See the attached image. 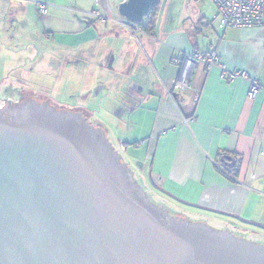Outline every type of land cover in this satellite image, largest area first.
I'll list each match as a JSON object with an SVG mask.
<instances>
[{"label": "crops", "instance_id": "0c3cea01", "mask_svg": "<svg viewBox=\"0 0 264 264\" xmlns=\"http://www.w3.org/2000/svg\"><path fill=\"white\" fill-rule=\"evenodd\" d=\"M43 1L48 3L47 16L32 9L39 17L40 23H34L40 32L29 36L41 40L45 35L65 51L98 52L105 63L98 82L105 91H114L107 95L121 102L127 113L124 118L146 131L132 138L139 139L132 143L135 149L144 152L130 154L135 161L142 158L135 167L143 181L156 189L151 196L173 210L177 208L163 201L162 195L181 203L177 212L188 220L214 227L212 221L218 229L264 243V28L219 29L211 12L181 29L170 28L167 35H157L156 18L150 32L124 21L118 6L126 0H98V12L117 7L115 19L106 22L95 21L91 11L78 20L75 1ZM26 2L0 0V24L26 27L22 21ZM117 39L121 44L114 52ZM201 52L215 53L225 70L244 71L248 79L230 82L218 66L199 65L187 86L175 87L184 56ZM251 80L260 85L253 99L248 97ZM118 143L119 150L126 152L125 143ZM223 158L229 161L234 181L217 169Z\"/></svg>", "mask_w": 264, "mask_h": 264}, {"label": "water", "instance_id": "95a60500", "mask_svg": "<svg viewBox=\"0 0 264 264\" xmlns=\"http://www.w3.org/2000/svg\"><path fill=\"white\" fill-rule=\"evenodd\" d=\"M158 1L118 13L139 24ZM0 264H264V243L148 196L102 121L25 94L0 108Z\"/></svg>", "mask_w": 264, "mask_h": 264}, {"label": "rangeland", "instance_id": "374dc122", "mask_svg": "<svg viewBox=\"0 0 264 264\" xmlns=\"http://www.w3.org/2000/svg\"><path fill=\"white\" fill-rule=\"evenodd\" d=\"M67 1H75L78 20L80 16H86L90 11L95 13L91 15L92 18H95V21L106 22L111 18L115 19L114 15H116L117 8L115 6L111 8V12H98V0ZM39 4L47 5L48 3L43 0H27L25 5L27 6V13L22 20L26 27L23 29L20 24L16 25V22H2L0 24V77L2 75L0 79V108L5 103L9 106L17 105L25 94L49 99L70 108H82L90 114L93 120L102 121L107 126L108 133L118 153L131 165L134 173L141 180L142 186L146 189L147 195L151 196L154 187L151 183L148 184L147 181H143L137 169L138 164H142L140 162L142 158L135 161L137 159L130 154L131 151L135 153L138 151L144 152V148H139L138 151L135 149L132 143L134 140L139 139L132 138L141 137L146 131L142 129L141 125V129L137 130L129 118H124L127 113L122 111L121 102L111 100L110 96L107 95L108 93L112 94L114 91H111L112 89L108 90L109 92L105 91V88L98 82L102 77L97 75L101 73L99 70L105 67V63L100 60L98 52L95 55V49L77 50L75 52L72 50L65 51L64 48L54 44L55 42L49 39L46 40L45 35L42 36L41 40L38 35L35 37L29 36V33L35 35L40 32L39 26L35 24L40 23L39 17L32 10L37 9ZM155 11H157L155 30L157 35L161 33L167 35L170 28L173 30L181 29L185 23L196 22L200 16H209L211 12L212 20L216 14L215 6L208 0H159L157 8L154 9ZM46 14L45 16H47ZM101 27L104 29V25ZM171 33L174 34V32ZM118 41L119 39L115 41L116 44L111 48L114 52H117L116 45L118 47L121 44V41ZM105 42L110 46L109 39H106ZM120 55L121 51L118 56L120 57ZM86 72L91 74L85 76ZM83 74L84 79L89 77L90 81L83 80ZM120 112L123 113V117L120 116ZM118 142L125 143L127 146L126 152L119 150L117 147ZM154 191L156 192V189ZM161 198L163 201H168L173 207L181 209V203L170 202V199L163 195ZM177 209L174 211L177 212ZM214 223L210 221V224L218 229L216 223ZM234 234L245 238L240 234Z\"/></svg>", "mask_w": 264, "mask_h": 264}, {"label": "built area", "instance_id": "2783aa9c", "mask_svg": "<svg viewBox=\"0 0 264 264\" xmlns=\"http://www.w3.org/2000/svg\"><path fill=\"white\" fill-rule=\"evenodd\" d=\"M214 4L216 14L213 17V22L219 29L226 28H243V27H261L264 28V0H208ZM39 14L47 13V5H37ZM93 13L92 15H94ZM123 20L122 18H118ZM126 21V20H124ZM139 27V26H138ZM140 28V27H139ZM135 27V31L140 29ZM173 63L178 64L179 61L174 59ZM203 65L205 67L218 66L221 70L222 77L228 81H234L237 78L248 79V75L244 71H227L219 63L218 57L212 52H201L194 55H185L183 58L181 74L175 87L181 89L187 86L189 78L196 66ZM260 85L256 81H250V89L248 97L253 99L257 94ZM123 149V148H122ZM221 174L229 180H235L222 166H217Z\"/></svg>", "mask_w": 264, "mask_h": 264}, {"label": "trees", "instance_id": "16d2710c", "mask_svg": "<svg viewBox=\"0 0 264 264\" xmlns=\"http://www.w3.org/2000/svg\"><path fill=\"white\" fill-rule=\"evenodd\" d=\"M155 8H157V5H155V6H153L150 10H149V12L147 13V15L144 17V19H143V21L141 22V23H139V26H141V28H142V30L143 31H147V32H150L152 29H153V26H154V23H155V18H156V11L154 12V9ZM1 77H2V75H1ZM1 77H0V79H1ZM25 98H27V97H25ZM24 98V99H25ZM36 99V98H35ZM37 100V99H36ZM40 102V101H39ZM52 106H55L56 108H59V109H65L64 107H62V106H57V105H52ZM65 110H69V111H71L70 109H65ZM135 145V144H134ZM228 163H229V161H228V159L227 158H223L222 159V162H219L218 164H217V166L220 164V165H222V166H224L226 169H227V171H228V173L230 174V175H233L234 176V173H233V171L230 169V167L228 168ZM217 169L219 170V172L221 173V171H220V169L217 167ZM231 172V173H230ZM235 177V176H234ZM233 177V178H234Z\"/></svg>", "mask_w": 264, "mask_h": 264}, {"label": "flooded vegetation", "instance_id": "af4514ba", "mask_svg": "<svg viewBox=\"0 0 264 264\" xmlns=\"http://www.w3.org/2000/svg\"><path fill=\"white\" fill-rule=\"evenodd\" d=\"M95 127V126H94Z\"/></svg>", "mask_w": 264, "mask_h": 264}]
</instances>
